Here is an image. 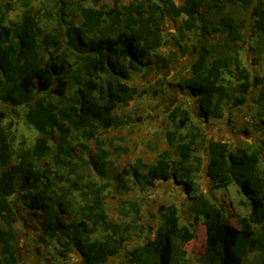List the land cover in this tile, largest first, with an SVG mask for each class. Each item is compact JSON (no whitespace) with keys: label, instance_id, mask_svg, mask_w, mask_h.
Wrapping results in <instances>:
<instances>
[{"label":"trees","instance_id":"1","mask_svg":"<svg viewBox=\"0 0 264 264\" xmlns=\"http://www.w3.org/2000/svg\"><path fill=\"white\" fill-rule=\"evenodd\" d=\"M122 0H119V3ZM162 0L174 18L184 17L179 28L181 41L190 33L209 37L215 27L209 13H222V0ZM246 6L252 0H242ZM264 7V0H261ZM82 21L75 25L64 17L69 50L56 36L51 38L52 51L38 37L34 18L28 12L12 27L6 25L0 6V101L13 107H26V120L43 136L34 147L14 146L13 125L0 114V203L19 191L24 193L26 208L33 217H43L39 241L45 247L55 242L57 255L68 257L73 251L84 264H105L121 252L129 232L142 221L140 205L123 201L120 215L129 218L126 226L103 219L104 204H95L108 192L110 185L94 182L77 170L71 135L82 133L96 144L95 151L83 146L93 169L103 178L108 176L107 143L88 131L92 124L108 130L126 123L116 116L120 106L147 94L131 87L133 76L152 66L170 67V60L157 52L165 44L166 11L156 2L118 4L105 17L92 7H81ZM244 24V23H242ZM256 28L264 44V27L260 12ZM219 32L231 44L242 42L243 35L234 18L219 25ZM208 57L209 51L204 50ZM227 73L236 76L231 88ZM263 86L256 104L264 111V77L256 79ZM75 92L68 95L70 87ZM196 99L198 116L208 122L220 118L227 103L235 108L247 103L253 87L251 74L244 69L239 56L218 55L206 66L195 67L194 75L176 85ZM51 95L57 103L49 101ZM171 129L166 137L171 152L161 154L154 164L142 159L116 176L118 191L129 193L133 187L154 188L159 182H174L190 198L189 211L195 221L202 219L206 229V249L201 264H264V226L256 232L252 223L241 221V229L230 224L224 210L204 195L191 196L197 189L196 178L202 161L197 153L208 144L206 137L193 123L191 113L177 106L168 116ZM264 123V121H262ZM50 142L54 143V146ZM210 161L208 177L213 190H227L234 182L253 206L263 208L264 171L262 150L230 149L226 142L208 144ZM117 152V149H116ZM129 149L117 153L127 154ZM51 156L57 170L44 160ZM45 165L44 170L41 166ZM60 170L62 173H60ZM64 172H68L66 175ZM74 176V178H72ZM160 225L153 240L128 252L127 264H188L184 246L196 238L188 226L180 224L176 206L159 208ZM14 213L0 211V264H17L20 231ZM100 231L107 233L94 238ZM254 258H250L251 255Z\"/></svg>","mask_w":264,"mask_h":264},{"label":"rangeland","instance_id":"2","mask_svg":"<svg viewBox=\"0 0 264 264\" xmlns=\"http://www.w3.org/2000/svg\"><path fill=\"white\" fill-rule=\"evenodd\" d=\"M142 1L156 2L166 11L164 26L166 44L159 53L170 60V67L163 69L160 66H152L133 76L128 84L140 91H147V94L120 106L116 111V116L126 123L124 126L108 130L99 128L95 124L89 126L88 131L107 143L105 147L108 163L107 178L101 177L93 169L88 154H82L84 145L95 151V142L88 141L82 133L71 135L77 170L81 175L90 177L99 185H110L104 197L94 201L95 204H104L103 219L124 226L132 224L130 219L120 215L121 204L124 200H130L141 205L142 221L136 224L138 228L129 232V240L122 242L120 254L110 258L105 264H127L128 252L154 238L155 231L160 225L159 208L162 205L177 206L180 224L190 227L196 234V238L186 244L184 248L187 251L188 264H201L200 259L206 249V229L202 219L195 221L190 213V198L184 191L173 183H159L154 189L143 191L134 186L129 193L121 194L118 191L116 176L123 169L131 167L138 158H142L148 163L156 161L157 152L163 150L165 145V133L171 128L168 121L170 112L179 105L189 109L192 113H195L197 109L196 100L191 94L179 90L176 85L192 75L193 67L195 69V67L206 66L218 55L232 57L237 54L241 59L242 67L251 74L253 87L248 95L247 105L242 108L250 109L249 112L253 111V113L247 114L249 116L243 112L240 113V115H244V118L249 119L248 121L243 118L245 125L249 126H241L238 131L252 143L245 147L249 146L250 149L258 147L257 149H259L260 144L257 142L254 131H257L256 129L264 131L262 123L264 111L254 103L263 88L256 85V79L264 77V44L261 40V32L256 28L258 12L261 16V26L264 27V7L261 0H252L250 6H246L242 0H222V13H209L208 15L215 25L211 35L203 37L200 33H190L184 41H181L178 32L184 17H172L162 0H122L120 3L119 0H0V6L3 7L7 26L12 27L29 12L35 20L39 40L48 47V50H53L50 46L51 38L56 36L63 46V51H67L69 50L68 37L66 29L60 27L61 17L79 25L82 21L81 7L83 6L95 8L102 17H105L106 13L118 4L130 5ZM173 1L177 5L183 4L182 0ZM227 18L236 20L243 35L242 42L231 44L227 41L226 36L219 32V25L224 23ZM204 50L209 51L208 57L203 56ZM188 64L192 65L191 69L187 67ZM225 76L231 88L235 87L236 76L233 73H227ZM74 92L75 89L71 86L68 95L72 96ZM47 98L52 103L58 102V99L51 95ZM225 107L228 114L227 120L231 122L232 118L235 119L232 114L234 110L231 103L225 104ZM27 110L26 107L15 108L0 101V114L4 113L7 117L4 124L13 125L12 133L16 136L14 144L16 148H32L37 139L43 136L27 122ZM247 131L251 135L246 134ZM50 143L54 146L53 142ZM124 149H129V152L118 156L117 153ZM261 150L260 161L264 171V148ZM207 158L208 155H205L204 151L195 156L196 162L200 159L203 164V159H205V164L197 176L198 187L191 196L204 195L224 210L231 225L241 229V221L247 220L258 232L264 226V193L263 208L256 212L234 182L227 190H213L207 175ZM43 163L50 164L53 170H57L51 156L47 157ZM44 164L40 167L41 170H44ZM60 173H62L61 170ZM64 174L68 175L69 173L64 172ZM0 211L3 214L12 212L17 217L15 226L20 231L17 264H84L76 251L66 258H61L57 255L60 247L55 242L48 247L40 243L39 235L42 232L43 217L41 214H35L34 217L30 215V211L25 205L23 192L19 191L7 201H2ZM106 233V231H100L94 238H101ZM3 251L5 249L0 248V254ZM254 257L252 254L250 258Z\"/></svg>","mask_w":264,"mask_h":264},{"label":"crops","instance_id":"3","mask_svg":"<svg viewBox=\"0 0 264 264\" xmlns=\"http://www.w3.org/2000/svg\"><path fill=\"white\" fill-rule=\"evenodd\" d=\"M161 50V49H160ZM160 50L157 52L158 54H160L159 52H160ZM160 55H162V54H160ZM163 56H165V55H163ZM167 58V57H166ZM168 59V58H167ZM241 60V59H240ZM242 64V63H241ZM192 66V65H191ZM190 66V64H188V66L187 67H190V69L192 68ZM164 69V68H163ZM168 69V68H167ZM189 69V70H190ZM245 69V68H244ZM193 70H194V67H193ZM247 70V69H246ZM194 75V72H192V75L191 76H193ZM191 76H189V77H191ZM188 77V78H189ZM185 80V79H184ZM183 81V80H182ZM263 86H261V88H262ZM179 89V88H178ZM180 90V89H179ZM263 91V88H262V90H261V92ZM260 92V93H261ZM189 93V92H188ZM260 95V94H259ZM192 96V95H191ZM258 98H259V96H258ZM257 98V99H258ZM195 99V98H194ZM196 100V99H195ZM247 100H248V98H247ZM248 103V102H247ZM247 103L244 105V106H241V107H238V108H235V107H233L232 105V109L234 110L233 111V115L235 116V119L234 118H232V120H231V122L230 121H228L227 120V117H228V114H227V108L225 107V105H224V107H223V111H222V115H221V117L220 118H211L208 122H205V121H203V120H201L200 118H199V116H198V111H197V109H196V112L195 113H192V112H190L191 113V117H192V121H193V123L200 129V131H201V135H204L205 137H206V140H207V143L209 144L210 142H215V141H219V142H226V143H228L229 145H230V149L232 150V151H236L237 149H247V150H250V151H255V150H261V148L263 149L264 148V136H263V134H264V131L263 130H260L259 131V129H256L257 131H254V135H256V137H257V142L260 144V146H259V149H257L258 147H256V148H251L250 149V147L248 146V147H245L247 144H252L250 141H248L246 138H245V136L242 134V133H240L238 130H239V128H241V126H249L248 124H246L245 125V123H244V121H243V118H244V115H240V113H245L246 114V116H249V115H247V114H252L253 113V111H251V112H249L250 111V109H244V108H242V107H245L246 105H247ZM256 106H258L257 104H256V101H255V103H254ZM255 105H254V107H255ZM180 106V105H179ZM182 107H184V106H182ZM259 107V106H258ZM185 108V107H184ZM196 108H197V104H196ZM185 109H187V108H185ZM187 110H189V109H187ZM190 111V110H189ZM172 112V111H171ZM170 112V113H171ZM169 116V115H168ZM245 116V117H246ZM245 120H248L249 121V119L246 117V118H244ZM257 120H259V119H257ZM169 121V120H168ZM243 123H244V125H243ZM263 125H264V123H263ZM171 129V128H170ZM169 129V130H170ZM168 130V131H169ZM166 134H167V132L165 133V145H164V147H163V150H161V151H159V152H157V158H156V161H154V162H151V163H148V162H146L144 159H142V158H138V159H142L146 164H154V163H156L157 161H158V159H159V156L161 155V154H167V153H169V152H171V149H170V146H169V143H168V141H167V137H166ZM246 134H248V135H251L248 131L246 132ZM253 135V136H254ZM252 136V137H253ZM263 136V137H262ZM208 144L205 146V148L202 150V151H204L205 152V155H208V158H207V175H208V165H209V161H210V153H209V148H208ZM234 147V148H233ZM199 153H201V151L199 152ZM199 153H197L196 155H198ZM137 159V160H138ZM136 162V161H135ZM204 164H205V159H203V164H202V167L204 166ZM208 179H209V177H208ZM196 180H197V178H196ZM209 181H210V179H209ZM197 182V181H196ZM159 183H164V182H159ZM158 183V184H159ZM168 183H173L174 184V182H168ZM157 184V185H158ZM165 184H167V183H165ZM198 184V183H197ZM156 185V186H157ZM175 185V184H174ZM155 186V187H156ZM175 186H177V185H175ZM154 187V188H155ZM177 187H179V186H177ZM154 188H150V189H154ZM181 188V187H180ZM182 189V188H181ZM183 190V189H182ZM184 191V190H183ZM185 193V192H184ZM186 194V193H185ZM124 201H130V200H124ZM135 202V201H134ZM138 203V202H137ZM139 204V203H138ZM122 205V204H121ZM140 205V204H139ZM166 206H175V205H166ZM177 207V206H176ZM178 208V207H177ZM121 209V208H120ZM140 210H141V205H140ZM179 210V209H178ZM119 213H120V210H119ZM159 216H160V213H159ZM180 216V215H179ZM123 217V216H122ZM125 218V217H124ZM126 219H129V218H126ZM117 224V223H116ZM155 235V234H154ZM154 239V238H153ZM153 239H151V240H153Z\"/></svg>","mask_w":264,"mask_h":264}]
</instances>
